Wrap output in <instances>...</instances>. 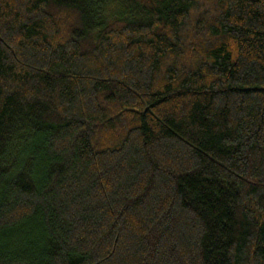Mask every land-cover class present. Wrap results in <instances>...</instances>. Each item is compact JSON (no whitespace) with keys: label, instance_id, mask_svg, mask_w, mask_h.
Returning a JSON list of instances; mask_svg holds the SVG:
<instances>
[{"label":"trees","instance_id":"trees-1","mask_svg":"<svg viewBox=\"0 0 264 264\" xmlns=\"http://www.w3.org/2000/svg\"><path fill=\"white\" fill-rule=\"evenodd\" d=\"M0 264H264V0H0Z\"/></svg>","mask_w":264,"mask_h":264},{"label":"rangeland","instance_id":"rangeland-1","mask_svg":"<svg viewBox=\"0 0 264 264\" xmlns=\"http://www.w3.org/2000/svg\"><path fill=\"white\" fill-rule=\"evenodd\" d=\"M106 13L108 16H115L123 11V7L120 2H111L106 6Z\"/></svg>","mask_w":264,"mask_h":264}]
</instances>
